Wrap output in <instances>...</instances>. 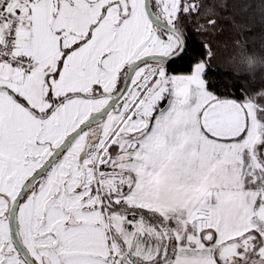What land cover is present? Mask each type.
Listing matches in <instances>:
<instances>
[{
	"label": "snow or ice",
	"instance_id": "obj_1",
	"mask_svg": "<svg viewBox=\"0 0 264 264\" xmlns=\"http://www.w3.org/2000/svg\"><path fill=\"white\" fill-rule=\"evenodd\" d=\"M257 14L0 0V264H264V83L210 79Z\"/></svg>",
	"mask_w": 264,
	"mask_h": 264
},
{
	"label": "trees",
	"instance_id": "obj_2",
	"mask_svg": "<svg viewBox=\"0 0 264 264\" xmlns=\"http://www.w3.org/2000/svg\"><path fill=\"white\" fill-rule=\"evenodd\" d=\"M207 2L210 6L213 4L222 6L224 4L232 5L238 2V0H207ZM223 11H225L223 7H218L215 11L206 10L205 16L219 14ZM227 11L236 16L240 15L238 10L231 7L227 9ZM203 19L204 17H201V20ZM260 25L261 22L257 14V18L252 25L255 30V35L247 41L250 52L239 51L230 44L228 46L223 44L218 46L219 50L216 56V63L213 65L210 73V76H215L216 83H231L229 78L221 77L219 74L231 72L237 68H239L242 73L253 76V83L257 85L264 83V28H261ZM241 39H243V37H241ZM197 51L194 43L193 51L189 53V57L196 56ZM189 57H186L184 61L175 65V68L178 70L186 69ZM249 64L251 65L250 67L248 66Z\"/></svg>",
	"mask_w": 264,
	"mask_h": 264
},
{
	"label": "rangeland",
	"instance_id": "obj_3",
	"mask_svg": "<svg viewBox=\"0 0 264 264\" xmlns=\"http://www.w3.org/2000/svg\"><path fill=\"white\" fill-rule=\"evenodd\" d=\"M210 79L213 80V82L216 83V78H215V76H210Z\"/></svg>",
	"mask_w": 264,
	"mask_h": 264
}]
</instances>
